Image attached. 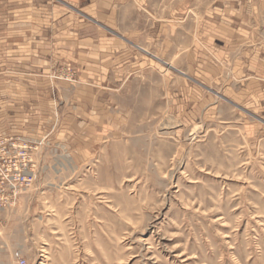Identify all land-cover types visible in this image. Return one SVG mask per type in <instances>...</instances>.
I'll use <instances>...</instances> for the list:
<instances>
[{"label": "rangeland", "instance_id": "rangeland-1", "mask_svg": "<svg viewBox=\"0 0 264 264\" xmlns=\"http://www.w3.org/2000/svg\"><path fill=\"white\" fill-rule=\"evenodd\" d=\"M176 1L0 0V264H264V105Z\"/></svg>", "mask_w": 264, "mask_h": 264}, {"label": "crops", "instance_id": "crops-1", "mask_svg": "<svg viewBox=\"0 0 264 264\" xmlns=\"http://www.w3.org/2000/svg\"><path fill=\"white\" fill-rule=\"evenodd\" d=\"M184 1H190L193 5V19L197 20L192 31L194 36L201 34L224 36L220 42L222 45H217L218 47L214 49L216 55L220 56L216 61L222 60L226 71H229L234 78L235 75L237 76L233 81L234 85L237 83L241 85L240 90L236 92L235 86H230L232 81L229 80L225 92L229 93V96H235L236 99L244 96L253 97L256 102L255 107L261 108V105H264V0H177L176 2ZM118 42L102 44V51H96L95 59L92 56L94 65L99 66L102 61L106 66L110 61L118 62L119 56L113 54L114 49L119 47ZM199 49L197 43L193 44L190 60H196L200 54ZM100 55L101 60H98ZM103 58L107 60L104 61Z\"/></svg>", "mask_w": 264, "mask_h": 264}]
</instances>
